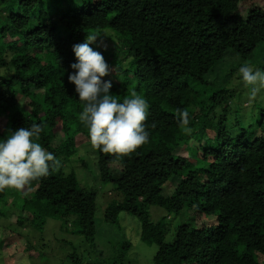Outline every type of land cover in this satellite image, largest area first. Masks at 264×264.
Here are the masks:
<instances>
[{"label":"trees","instance_id":"trees-1","mask_svg":"<svg viewBox=\"0 0 264 264\" xmlns=\"http://www.w3.org/2000/svg\"><path fill=\"white\" fill-rule=\"evenodd\" d=\"M88 33L101 35L90 46L112 69L104 76L110 93L122 101L135 90L151 105L148 143L124 157L92 149L95 162H83L119 195L103 223L135 217L140 240L158 246L154 264H264V106L258 99L242 116L237 95L207 81L230 50L264 70V0H0V139L43 121L38 142L62 162L27 196L0 191L1 214L16 213L5 226L26 237V228L53 218L71 220L86 240L97 235L99 192L69 165L78 137L90 143L68 81L73 45ZM177 109L189 111L191 134L182 133ZM153 207L165 214L152 219ZM168 214L188 217L170 239ZM11 233L2 229V247ZM131 247L121 242L119 259ZM69 259L81 264L75 248Z\"/></svg>","mask_w":264,"mask_h":264},{"label":"clouds","instance_id":"clouds-1","mask_svg":"<svg viewBox=\"0 0 264 264\" xmlns=\"http://www.w3.org/2000/svg\"><path fill=\"white\" fill-rule=\"evenodd\" d=\"M101 36L88 33L83 43L73 45L77 62L68 75V81L75 85V92L83 103L79 121L87 127L91 148L104 154L118 157L129 156L150 140V103L135 90L122 101L110 93L112 84L101 78L112 70L103 55L90 45ZM239 74L247 89V99L254 101L264 89V70L249 63L242 64ZM176 119L185 135L192 133L190 114L187 109H177ZM43 121H33L29 127L9 130L6 138L0 139V191L13 188L29 193L27 187L62 168V162L40 142L44 132ZM151 129L157 123H151Z\"/></svg>","mask_w":264,"mask_h":264},{"label":"rangeland","instance_id":"rangeland-1","mask_svg":"<svg viewBox=\"0 0 264 264\" xmlns=\"http://www.w3.org/2000/svg\"><path fill=\"white\" fill-rule=\"evenodd\" d=\"M83 1L86 0H77L79 3ZM108 43L107 41L104 42L106 45ZM242 64V59L230 50L212 69L207 76V81L209 86L218 89L228 86L232 93L237 95V101L242 105V116H248L251 110L259 104V100H262L261 104L264 106V89L254 100L259 99L256 102H250L247 99V90L245 92L239 91L241 86L246 89L238 71ZM124 66L126 67L127 63ZM101 79L106 81L105 77ZM237 101L236 103H238ZM76 145L78 151L70 158L69 165L78 173L80 181L88 183L86 184L87 189L98 190L99 192L98 210L95 216L98 231L95 239L86 240L83 236L78 235L71 220L64 224V222L53 218L47 219L41 230L33 229L32 231L30 228H26L24 231L31 232L25 237L16 232L13 227L5 226L9 223L15 224V211L7 212L5 215L0 212V238L3 228L12 231L9 237L4 239L2 244L4 246L0 245V264H78L69 259V254L74 251V248L81 264H154L153 258L158 246L156 244L149 245L140 240V227L135 217L121 213L119 217L121 225L119 227L103 223L102 219L107 204L112 198L119 199V195L112 191L113 186L111 184H101L95 181L94 164L89 165L87 169L84 167L83 162L93 163L96 160L87 139L82 136L78 137ZM11 208L13 207L10 206L8 209ZM154 209L155 207L152 208V219H158L165 214V211L160 208ZM166 217L169 224L167 239H170L176 227L187 222L188 217L185 214L178 216L168 214ZM124 241L131 242L132 247L122 259H119L120 244Z\"/></svg>","mask_w":264,"mask_h":264}]
</instances>
